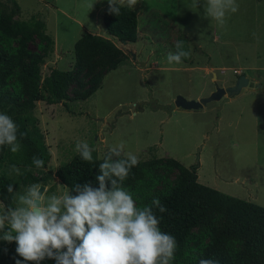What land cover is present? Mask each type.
Listing matches in <instances>:
<instances>
[{
  "label": "trees",
  "instance_id": "1",
  "mask_svg": "<svg viewBox=\"0 0 264 264\" xmlns=\"http://www.w3.org/2000/svg\"><path fill=\"white\" fill-rule=\"evenodd\" d=\"M18 14L15 0H0V111L9 114L19 131L26 133L20 138L21 149L17 153H11L7 146L0 147V201L9 207H13L15 192H7L8 184L16 191L19 186L45 182L54 176L66 189L87 180L98 186L95 174L103 159H98L95 151L94 163L83 161L76 153L53 173L48 171L40 177L32 174L31 168L41 169L33 165V156L43 159L44 166L48 161L44 137L32 111L36 101L64 103L72 83L76 87L73 99L89 97L100 86L104 74L124 60L113 38L121 43L137 39L136 12L121 7L120 15L116 16L108 12L107 3L101 11V21L111 39L89 32L81 34L72 45V68H51L47 75L41 76V65L52 53L53 39L45 32L42 20L33 15L17 19ZM177 41H182L183 50L191 55L189 40L181 31L175 44ZM30 43H35V49H29ZM182 62L192 65L190 58ZM253 88L264 91V83H254ZM157 149V145L147 149L151 157L131 169L123 186L138 206L151 205L153 198L158 197L166 207L167 211L156 210V214L161 230L173 234L177 241L172 264H198L202 258L217 260L219 264H264V207L197 182L195 165L184 166L169 156L156 157ZM3 166L24 169L11 178ZM192 242L195 243L191 245ZM52 262L55 261H40Z\"/></svg>",
  "mask_w": 264,
  "mask_h": 264
},
{
  "label": "crops",
  "instance_id": "2",
  "mask_svg": "<svg viewBox=\"0 0 264 264\" xmlns=\"http://www.w3.org/2000/svg\"><path fill=\"white\" fill-rule=\"evenodd\" d=\"M263 1L236 0L239 10L235 13L229 12L223 26L211 17L206 18V0H200L198 7L194 6V0H167L168 11L154 6L148 7L144 13L150 18V24L145 26L146 35L149 36L145 39L150 46L149 56L144 62H139L140 69L135 71L147 79L150 95L161 103L171 101L176 94L197 99L208 94L214 83L229 85L240 73L245 74L253 84H263L264 55L259 50L257 30V8ZM133 10L137 19L135 41H139L138 12ZM158 19L165 22L168 29L177 33L181 31L199 53L205 56V63L201 66H186L183 62L169 64L167 59L166 62L161 59L162 54L174 53L175 44L168 49L164 47L162 40L154 37L158 33L155 26ZM84 30V33L95 34L92 30ZM135 53L139 59V53ZM71 63L73 62H69L68 66ZM132 63H122L115 69L133 70ZM142 64L145 66L141 67ZM153 77H159V86L154 85ZM214 103V106L199 110L176 108L170 114L146 109L152 116L160 118L163 128L156 129L155 135L142 147L136 143L135 145L138 149L145 150L157 144L166 156L184 166L190 165L196 153L197 182L264 207V91H257L252 86L227 101ZM168 125L184 127L183 132L179 133L186 135L168 138L164 129ZM158 133H161V137L157 141ZM177 138L185 140L186 151H181V148L176 146ZM225 145L230 150L228 156L223 158L221 149ZM207 148L211 151L206 156ZM203 157L212 161L213 170H210L207 177L200 174ZM239 160L245 168L241 174L234 170ZM222 162H230L227 166L229 174H223ZM228 180L229 182H226ZM228 184L231 186L226 187ZM237 188L242 189V192L233 190Z\"/></svg>",
  "mask_w": 264,
  "mask_h": 264
},
{
  "label": "clouds",
  "instance_id": "3",
  "mask_svg": "<svg viewBox=\"0 0 264 264\" xmlns=\"http://www.w3.org/2000/svg\"><path fill=\"white\" fill-rule=\"evenodd\" d=\"M207 17L219 25L226 23L229 12L239 10L236 0H206ZM108 12L120 15L121 7L134 9L139 0H107ZM200 0H194L198 7ZM169 52V64H179L190 58L183 42ZM26 135L6 112L0 111V147L11 153L21 149L20 138ZM125 142L110 146L92 180L77 182L59 195H46L38 183L30 184L15 195L16 204L9 207L0 201V239L15 242V253L22 259L15 264H27L53 259L55 264H172L177 241L173 234L160 228V213L167 211L158 197L151 205L138 206L123 182L131 169L140 163L129 151L121 153ZM94 149L85 141L76 145V152L86 162L94 163ZM118 157V159H113ZM36 168L44 167L43 159L33 156ZM19 172V169H15ZM14 193L12 184L6 188ZM198 264H219L217 260L199 259Z\"/></svg>",
  "mask_w": 264,
  "mask_h": 264
},
{
  "label": "rangeland",
  "instance_id": "4",
  "mask_svg": "<svg viewBox=\"0 0 264 264\" xmlns=\"http://www.w3.org/2000/svg\"><path fill=\"white\" fill-rule=\"evenodd\" d=\"M15 1L19 7V14L15 18L27 19L31 15L37 17L44 22L45 32L53 39L52 53L41 65V76L47 75L51 68L59 70H69L72 68V63L68 66L69 62H73L72 45L76 38L84 33L85 28L89 31H94L95 34L97 33L96 35L108 37L104 31L101 12L99 11L101 7L107 4V0ZM150 6L166 11H168L169 7L167 0L164 2L163 0H158V2L155 0H139L134 9L138 12L140 40L124 44L119 41H113L124 54L122 63L133 62V70L117 68L108 71L103 76L100 86L84 100L72 98V92L76 89L72 83L68 87V98L64 103L48 104L44 101L35 102L32 113L37 118L38 127L43 134L48 161L41 169L31 168L30 171L33 175L40 177L48 171L53 173L59 165L68 161L70 157L77 153L76 145L80 141L87 142L94 149L98 159H103L109 147L118 144L120 141L125 142L121 156L131 151L139 157L140 161L151 157V153L147 152V149L152 145L145 150L138 149L136 145L139 144L142 147L150 137L155 135L156 129L161 130L163 126H161L159 117L152 116L146 111L148 109L146 104L142 105V109L140 110V103L147 101L148 97L157 99L148 93V88L144 82L146 81L149 87L147 79L144 76H139L138 72L135 71V69H140L139 62H144L149 56L148 51L150 46L147 44V40L145 41L149 36L146 35L145 26L150 24V18L144 12ZM257 17L259 50L264 55V1L257 8ZM155 26L158 33L154 37L162 40L164 47L168 49H170V46H174L178 33L173 29H168L165 22L159 19L156 20ZM34 45L35 43H30L28 45L29 49H35ZM188 45L191 51L190 61L192 65H203L206 61L205 56L200 54L198 49L190 42ZM134 51L139 53V59L136 58ZM162 58L166 62L167 55L162 54ZM144 66L145 64H142L141 67ZM153 81L155 86H159V77H153ZM218 85L221 86L220 84ZM157 89L161 90L160 87H157ZM157 102L159 101L157 100ZM214 105L215 103L211 102L206 104L205 107L209 108ZM143 109L145 110L142 113H138ZM148 110L153 111L151 109ZM129 111L137 113L132 115L127 113ZM164 129L170 139L186 135L179 133L183 132L184 127L180 128L168 125ZM160 137L161 133H158L156 137L157 141ZM184 143L185 140L183 138H177L175 141L176 146L180 147L181 151H186L187 149ZM158 148L154 152V155L161 158L166 157L159 146ZM229 150V147L226 145L221 149L223 158L228 156ZM210 151V148L206 149V156ZM197 163L195 153L190 165L197 166ZM229 163L222 162L221 164L223 174L225 175L229 174L227 170ZM2 169L9 177L14 178L24 168L3 166ZM15 169H19V172ZM210 170H213L212 161L210 162L207 157H203L200 174L207 177ZM234 170L237 174H241L245 170L243 165L241 166L240 160L236 163ZM226 182H229V180ZM38 184L43 186L42 191L47 190V196L53 193L59 195L66 189L54 176ZM28 186H19L17 188L14 193L13 206L16 204L15 195L24 192ZM228 186L231 185H226V187ZM233 190L237 191V193L242 192L240 188ZM2 235L3 233H0V236ZM194 243L192 242L191 245ZM15 247V242H7L0 239V264H15L18 258V254L15 253ZM30 264H35V262ZM52 264H55V262H52Z\"/></svg>",
  "mask_w": 264,
  "mask_h": 264
},
{
  "label": "water",
  "instance_id": "5",
  "mask_svg": "<svg viewBox=\"0 0 264 264\" xmlns=\"http://www.w3.org/2000/svg\"><path fill=\"white\" fill-rule=\"evenodd\" d=\"M111 39V37H108ZM115 41V39L113 38ZM253 82H251L245 74H238L233 82L229 85L219 86L218 84H213V89L206 94L205 96H201L197 99H187L184 98L180 94H176L173 99L168 103H159L157 100L148 97V100L140 103V110L142 109V105L146 104L149 109L155 111L160 110L166 114H170L176 108H180L183 110H199L205 107L206 104L211 102H224L233 98L237 94H239L243 89L252 87ZM130 114H134L133 112H127ZM41 190H43V186L41 185Z\"/></svg>",
  "mask_w": 264,
  "mask_h": 264
}]
</instances>
